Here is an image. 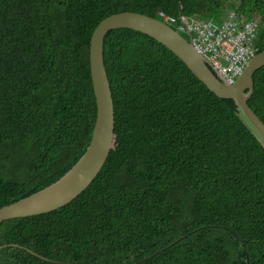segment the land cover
Masks as SVG:
<instances>
[{"label": "trees", "instance_id": "trees-1", "mask_svg": "<svg viewBox=\"0 0 264 264\" xmlns=\"http://www.w3.org/2000/svg\"><path fill=\"white\" fill-rule=\"evenodd\" d=\"M122 12L216 25L256 15V54L264 48V0H0V208L85 152L96 119L89 41ZM103 62L114 106L103 168L64 207L2 222L0 247L19 248L0 249V264H54L26 250L68 264H264V149L234 101L133 30L106 34ZM252 79L247 104L264 123V66Z\"/></svg>", "mask_w": 264, "mask_h": 264}, {"label": "water", "instance_id": "water-1", "mask_svg": "<svg viewBox=\"0 0 264 264\" xmlns=\"http://www.w3.org/2000/svg\"><path fill=\"white\" fill-rule=\"evenodd\" d=\"M114 29H129L144 34L175 55L217 98L233 100L237 117L264 149V123L250 109L247 101L253 94V75L264 66V48L248 62L234 83H227L215 73L195 51L191 42L165 23L133 12H122L103 19L93 30L89 41V70L96 106V119L90 142L79 160L57 181L15 203L0 208V224L4 221L50 213L78 197L103 168L114 142V106L103 62V41ZM17 247L18 245H5ZM30 254L54 264H68Z\"/></svg>", "mask_w": 264, "mask_h": 264}, {"label": "built area", "instance_id": "built-area-1", "mask_svg": "<svg viewBox=\"0 0 264 264\" xmlns=\"http://www.w3.org/2000/svg\"><path fill=\"white\" fill-rule=\"evenodd\" d=\"M157 14L163 23L187 37L206 64L229 84L242 75L255 54V18L246 21L230 12L216 25L195 16Z\"/></svg>", "mask_w": 264, "mask_h": 264}, {"label": "clouds", "instance_id": "clouds-1", "mask_svg": "<svg viewBox=\"0 0 264 264\" xmlns=\"http://www.w3.org/2000/svg\"><path fill=\"white\" fill-rule=\"evenodd\" d=\"M241 17H243V16H241ZM243 18H244L246 21H249V20H252L253 18H255V20H256V22H257V27H256V30H255V31L257 32V28H258V24H259L257 16H256V15H252V18H251V19H248V20H247L245 17H243ZM161 22H162V21H161ZM166 25H167V24H166ZM180 35H181V34H180ZM187 40H188V38H187ZM255 54H256V48H255ZM255 54H254V55H255ZM250 60H251V59H250ZM250 60H249V61H250ZM234 82H235V81H234Z\"/></svg>", "mask_w": 264, "mask_h": 264}, {"label": "bare ground", "instance_id": "bare-ground-1", "mask_svg": "<svg viewBox=\"0 0 264 264\" xmlns=\"http://www.w3.org/2000/svg\"><path fill=\"white\" fill-rule=\"evenodd\" d=\"M241 10V9H240ZM244 17H245V15H244Z\"/></svg>", "mask_w": 264, "mask_h": 264}]
</instances>
